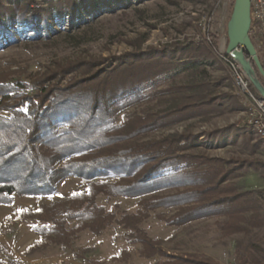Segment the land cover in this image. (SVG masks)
<instances>
[{
    "label": "trees",
    "instance_id": "1",
    "mask_svg": "<svg viewBox=\"0 0 264 264\" xmlns=\"http://www.w3.org/2000/svg\"><path fill=\"white\" fill-rule=\"evenodd\" d=\"M143 1L0 0V47L50 39L84 20L96 19L100 11L125 10ZM250 37L256 47L253 29ZM210 42L209 47L186 43L138 48L101 72L96 61L58 63L43 78H32L31 90L28 82L0 74V205H13L17 197L52 196L58 184L71 176L87 185L85 193L23 214L35 222L33 231L43 238L28 255L50 248L69 251L84 232L100 236L118 227L129 231L127 240L140 246L141 258H158L154 264H219L197 254L169 253L163 240L152 238L142 225L153 215L170 228L219 219L225 239L264 228L260 198L230 183L240 177L238 169L197 152L206 134L186 129L150 138L191 120L208 122L238 110L235 97L222 92L225 80L208 74L220 35L211 33ZM180 68L189 73L188 81L141 94L143 85ZM48 81L54 84L44 86ZM148 96L160 97L165 106L117 122L126 107ZM229 129L207 137L224 145ZM250 167L258 169L256 164ZM109 177L116 180H101ZM101 198L139 201L134 212H127L118 203L109 210L99 202ZM253 248L249 253L237 252L236 261L264 264V249ZM74 256L89 264H109L88 259L83 251ZM130 259V252L123 250L112 261L121 264ZM0 264L18 263L0 257Z\"/></svg>",
    "mask_w": 264,
    "mask_h": 264
},
{
    "label": "rangeland",
    "instance_id": "2",
    "mask_svg": "<svg viewBox=\"0 0 264 264\" xmlns=\"http://www.w3.org/2000/svg\"><path fill=\"white\" fill-rule=\"evenodd\" d=\"M232 3L233 0H145L125 10L100 11L96 19L84 20L78 27L67 28L50 39L24 40L0 47V74L10 75L13 80L25 84L28 82L31 90L30 80L43 78L48 68H55L58 63L65 65L75 61H96L100 68L97 72H101L105 66L113 65L117 58L138 48L145 51L186 43L209 47L202 30L207 21L211 33L220 35L219 51L214 53L215 58L208 63V74L214 79L225 80L222 92L233 95L239 108L234 112L215 116L208 122L195 119L176 125L157 132L150 138L182 133L186 129H190L193 134H206L201 138L202 145L197 152L202 151L210 158L231 162L230 168H237V176L240 177L230 183L241 189L254 191L264 205V143L246 126L247 105L234 84L229 68L222 60V56L227 55V25L233 11ZM253 36L256 48L260 50L256 37ZM258 55L263 59L261 51H258ZM189 79L186 69L180 68L171 75L143 85L140 92L142 95H149L173 82L183 83ZM260 79L263 82L261 77ZM51 84L54 82L48 81L44 86L49 87ZM164 106L160 97L148 96L126 107L116 120L123 123L136 113L157 111ZM226 128H230V131L224 145L210 142L207 134ZM253 164L258 165V169L251 168ZM101 180L113 182L116 178ZM86 191V183L71 176L58 184L57 192L52 196L17 197L13 205H0V257L18 264H89L86 259L74 256L83 251L88 259L114 264L113 257L126 250L130 252L131 259L121 264H154L158 258H141L140 246L127 240L129 231L118 227L110 228L100 236L84 232L69 251L50 248L35 255L27 254L43 238L34 233L35 222L24 218L23 214ZM138 201L139 199H117L111 202H107L105 198L99 200L109 210L118 203L121 210L127 212H134ZM221 221L208 219L182 228H170L158 216L153 215L144 222L142 228L152 238L163 240L164 248L171 254H197L219 264H240L236 261L237 252L249 253L253 251V247L264 249V228L255 230L248 236L235 235L225 239L220 232Z\"/></svg>",
    "mask_w": 264,
    "mask_h": 264
},
{
    "label": "water",
    "instance_id": "3",
    "mask_svg": "<svg viewBox=\"0 0 264 264\" xmlns=\"http://www.w3.org/2000/svg\"><path fill=\"white\" fill-rule=\"evenodd\" d=\"M252 0H235L227 25L226 54L232 57L247 75L256 92L264 99V66L250 32L252 28Z\"/></svg>",
    "mask_w": 264,
    "mask_h": 264
},
{
    "label": "built area",
    "instance_id": "4",
    "mask_svg": "<svg viewBox=\"0 0 264 264\" xmlns=\"http://www.w3.org/2000/svg\"><path fill=\"white\" fill-rule=\"evenodd\" d=\"M251 14V29H253V35H255L260 49L257 51L259 53L261 51L264 55V0H252ZM210 22L211 19L208 23L210 24ZM202 30L206 36L204 39L210 45L211 28L209 25L207 27V21L203 24ZM222 60L229 68L234 84L247 105L246 126L264 143V99L255 91L240 64L228 55L222 56Z\"/></svg>",
    "mask_w": 264,
    "mask_h": 264
},
{
    "label": "snow or ice",
    "instance_id": "5",
    "mask_svg": "<svg viewBox=\"0 0 264 264\" xmlns=\"http://www.w3.org/2000/svg\"><path fill=\"white\" fill-rule=\"evenodd\" d=\"M21 211H23V210H21Z\"/></svg>",
    "mask_w": 264,
    "mask_h": 264
}]
</instances>
